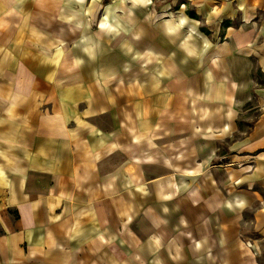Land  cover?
<instances>
[{
  "label": "crops",
  "instance_id": "crops-1",
  "mask_svg": "<svg viewBox=\"0 0 264 264\" xmlns=\"http://www.w3.org/2000/svg\"><path fill=\"white\" fill-rule=\"evenodd\" d=\"M147 1L0 0V264H264V0Z\"/></svg>",
  "mask_w": 264,
  "mask_h": 264
},
{
  "label": "rangeland",
  "instance_id": "rangeland-1",
  "mask_svg": "<svg viewBox=\"0 0 264 264\" xmlns=\"http://www.w3.org/2000/svg\"><path fill=\"white\" fill-rule=\"evenodd\" d=\"M157 0H148L147 1V4L149 6H153L155 8V12H154V20L155 21H158V20H161V19H164L166 17H169L170 15H173L176 10L172 7V8H168V9H161V7H157L156 4H157Z\"/></svg>",
  "mask_w": 264,
  "mask_h": 264
}]
</instances>
